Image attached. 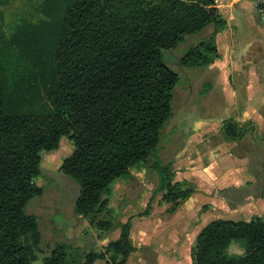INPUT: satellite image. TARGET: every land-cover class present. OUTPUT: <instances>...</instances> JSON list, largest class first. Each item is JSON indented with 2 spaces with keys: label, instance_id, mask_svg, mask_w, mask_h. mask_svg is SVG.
Here are the masks:
<instances>
[{
  "label": "trees",
  "instance_id": "16d2710c",
  "mask_svg": "<svg viewBox=\"0 0 264 264\" xmlns=\"http://www.w3.org/2000/svg\"><path fill=\"white\" fill-rule=\"evenodd\" d=\"M41 12L37 23L0 28V264L37 260L38 220L25 208L43 192L35 182L40 153L64 136L73 151L59 169L78 187L75 214L120 233L103 251L57 243L41 264H127L130 224L115 222L112 183L149 165L153 194L164 192L175 206L191 194L158 155L180 79L163 52L182 45L180 67L206 68L219 57L216 35L226 21L215 0H44ZM222 129L227 139L244 135L231 120ZM232 243L243 245L242 255L227 252ZM190 254L191 264H264V219L211 220Z\"/></svg>",
  "mask_w": 264,
  "mask_h": 264
},
{
  "label": "rangeland",
  "instance_id": "374dc122",
  "mask_svg": "<svg viewBox=\"0 0 264 264\" xmlns=\"http://www.w3.org/2000/svg\"><path fill=\"white\" fill-rule=\"evenodd\" d=\"M43 1L0 0V28L9 33L20 20L37 23L44 19L41 12ZM250 5L253 11L250 14L254 28L252 38L261 42L251 44L245 57L234 55L235 50H226L227 60L216 58L219 63L223 60V68L235 67L242 59L255 65L264 60V14ZM223 40L226 42V39ZM181 47L163 52L166 61L170 54L167 64L179 74L180 79L173 94L172 115L160 135L158 155L163 163L172 162V182L180 183L183 189H190L191 194L175 206L163 198L164 192L153 194L157 176L149 165L131 168L130 178L115 180L111 185L109 207L115 222H127L131 228L134 221H140L153 209L155 213L171 214L185 201L194 214L193 218L197 219L198 229L214 219H264L262 83L249 89L247 74L242 71L229 73L233 86L228 91L216 82L217 73L213 68L191 70L180 67L178 57ZM259 50H262V56L256 54ZM207 81H210L211 87L205 94H200ZM224 120L236 123L244 129V135L238 139H227L222 129ZM72 151V141L64 136L56 149L40 153L41 173L35 182L43 188V192L32 198L25 208L26 213L36 216L41 234L37 260L33 264H41L43 257L60 242L77 245L83 252L103 251L108 242L117 239V231H120L119 227L108 232L101 231L75 214L78 187L59 169L62 160ZM227 252L242 255L243 245L232 243ZM141 253L148 258L146 248ZM104 262L97 260L96 264ZM132 262L136 259L133 258Z\"/></svg>",
  "mask_w": 264,
  "mask_h": 264
},
{
  "label": "crops",
  "instance_id": "0c3cea01",
  "mask_svg": "<svg viewBox=\"0 0 264 264\" xmlns=\"http://www.w3.org/2000/svg\"><path fill=\"white\" fill-rule=\"evenodd\" d=\"M220 1V3H218ZM217 7L226 21L224 29L216 35V46L219 61L221 58L227 60L225 51L235 50L234 55H244L251 44L260 43L254 40V33L250 3L239 0L229 2L226 0H216ZM234 34V35H233ZM236 35V36H235ZM251 39H248V38ZM226 39V42L223 40ZM221 42V43H220ZM240 44V45H239ZM262 50L256 53L262 56ZM264 56V55H263ZM221 57V58H220ZM215 60L209 68H213L217 73L216 82L222 84L228 91L233 86L229 80V73L240 71L247 74L248 88L260 85V94L264 96V60L256 65L251 61L242 59L235 67L223 68L222 61ZM245 68V69H244ZM238 75V74H237ZM235 78V74H233ZM245 79V77H244ZM231 96V95H230ZM187 178V176H184ZM187 201L180 204L171 214L159 213L153 209L149 214L143 216L140 221H134L130 228V238L134 250L129 254L127 264H191V248L195 243V238L201 228L197 227V219L193 218ZM120 231H117V238ZM143 248L147 249L148 258L141 253ZM136 262H132V259Z\"/></svg>",
  "mask_w": 264,
  "mask_h": 264
},
{
  "label": "built area",
  "instance_id": "2783aa9c",
  "mask_svg": "<svg viewBox=\"0 0 264 264\" xmlns=\"http://www.w3.org/2000/svg\"><path fill=\"white\" fill-rule=\"evenodd\" d=\"M226 1H229V2H236V1H239V0H226ZM249 1L253 7L255 8V10L260 13V14H264V0H247ZM215 3H216V0H215ZM217 6V4H216Z\"/></svg>",
  "mask_w": 264,
  "mask_h": 264
}]
</instances>
